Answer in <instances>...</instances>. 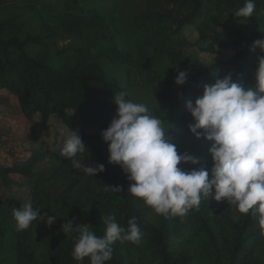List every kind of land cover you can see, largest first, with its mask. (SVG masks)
<instances>
[{"label": "trees", "instance_id": "1", "mask_svg": "<svg viewBox=\"0 0 264 264\" xmlns=\"http://www.w3.org/2000/svg\"><path fill=\"white\" fill-rule=\"evenodd\" d=\"M244 3L0 0V91L14 98L30 146L0 162V264H89L87 258L73 259L78 233L65 235L61 227L67 219L91 225L102 236L109 215L125 228L135 217L142 241L116 242L107 264H264V234L256 218L215 201L214 190L184 217L157 215L130 196V182L109 163L101 138L116 114L115 93L127 92L171 124L169 136L178 153L197 157L196 167L210 174V143L190 133L195 122L186 105L202 96L205 84L228 74L233 82L254 85L260 50L252 45L264 38V0H255L256 10L247 19L234 15ZM191 50L226 58L205 63L191 57ZM179 71L188 73L183 86L174 83ZM54 116L86 146L82 163L103 164L104 172L87 176L60 155L69 136L57 142V150L49 148L58 135ZM91 125L94 129L85 132ZM4 145L9 146L0 143V148ZM25 180L32 183L26 202L6 194ZM29 200L57 218L51 226L37 220L28 230L17 229L13 209Z\"/></svg>", "mask_w": 264, "mask_h": 264}, {"label": "clouds", "instance_id": "2", "mask_svg": "<svg viewBox=\"0 0 264 264\" xmlns=\"http://www.w3.org/2000/svg\"><path fill=\"white\" fill-rule=\"evenodd\" d=\"M256 10L255 0H245L235 11L239 18H250ZM260 50L254 70V85L233 82L232 74L205 84L203 94L188 102L187 112L194 120L189 131L196 139L210 143L208 155L212 168L200 165V160L188 153L180 154L171 141L172 125L142 102L128 98L129 93H115V117L101 132L107 144L109 163L119 166L130 182L128 193L164 217H184L198 208L201 199L212 195L215 201H226L239 214L257 219L264 234V38L252 45ZM188 73L179 71L174 83L183 86ZM165 123L171 125L166 128ZM88 152L81 138L72 130L64 141L60 155L71 161L74 169L94 177L105 171L104 165H85L79 157ZM192 165L186 171L178 165ZM113 192L119 187L109 188ZM13 219L19 231L28 230L34 221L46 220L51 226L57 219L34 208L29 200L13 209ZM104 234L97 235L91 225L65 220L61 230L65 235L78 233L72 256L76 261L86 258L89 264H107L112 259L116 242L139 245L142 233L137 219L121 226L115 215L104 218Z\"/></svg>", "mask_w": 264, "mask_h": 264}, {"label": "rangeland", "instance_id": "3", "mask_svg": "<svg viewBox=\"0 0 264 264\" xmlns=\"http://www.w3.org/2000/svg\"><path fill=\"white\" fill-rule=\"evenodd\" d=\"M185 34L188 38H190V40L193 41V39H195L194 34L191 33V30H187ZM61 44L63 45L64 43ZM188 53L191 57L198 58L200 61L205 63L211 61L210 57H214L215 59L226 58V55L216 54L215 56H208L199 54L195 50H191ZM52 120L54 129L58 131L59 138L58 135H54L53 140L51 137L49 148L52 150H57L59 148L57 142H60V140L63 141V139H66L67 136L71 135V133L67 127L62 124L55 116L52 118ZM94 127L95 126L93 125L87 127L85 132H91ZM43 140L45 139L43 138ZM0 143H8L9 145L8 148L6 145L0 148V162L9 161L13 158V156L18 155L17 152L24 151L30 147L28 146L29 144L26 132V122L22 118L14 98L2 91H0ZM31 147H33V145ZM31 185V181L27 182L25 180L21 188H12L10 191L6 192V194L26 202L29 198ZM1 196L2 193L0 190V197Z\"/></svg>", "mask_w": 264, "mask_h": 264}]
</instances>
